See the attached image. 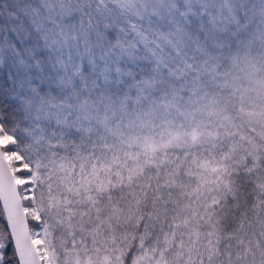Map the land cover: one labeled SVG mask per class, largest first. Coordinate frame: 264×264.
Here are the masks:
<instances>
[{"label":"snow or ice","instance_id":"6c2138e0","mask_svg":"<svg viewBox=\"0 0 264 264\" xmlns=\"http://www.w3.org/2000/svg\"><path fill=\"white\" fill-rule=\"evenodd\" d=\"M0 264H264V0H0Z\"/></svg>","mask_w":264,"mask_h":264}]
</instances>
